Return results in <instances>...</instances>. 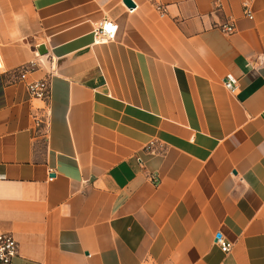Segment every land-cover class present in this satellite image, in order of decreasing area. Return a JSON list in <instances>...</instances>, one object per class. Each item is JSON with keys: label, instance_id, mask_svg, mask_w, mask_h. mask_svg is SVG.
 I'll list each match as a JSON object with an SVG mask.
<instances>
[{"label": "crops", "instance_id": "1", "mask_svg": "<svg viewBox=\"0 0 264 264\" xmlns=\"http://www.w3.org/2000/svg\"><path fill=\"white\" fill-rule=\"evenodd\" d=\"M132 2L0 0L12 264H264V0Z\"/></svg>", "mask_w": 264, "mask_h": 264}, {"label": "built area", "instance_id": "2", "mask_svg": "<svg viewBox=\"0 0 264 264\" xmlns=\"http://www.w3.org/2000/svg\"><path fill=\"white\" fill-rule=\"evenodd\" d=\"M153 1V0H148ZM157 10L163 14L164 10L157 7ZM129 11H132L129 10ZM244 13L248 18H252L251 11L247 4L244 5ZM221 31L226 34H232L235 28L232 24L223 25ZM117 33V25L110 20H103L94 29L93 37L95 44H107L115 40ZM19 79L25 81L27 79V71L22 69L19 71ZM224 88L230 93H234L237 89L236 81L231 76H226L223 80ZM26 90L32 99L46 100L49 96V83L47 80L32 81L26 83ZM216 244L219 245L221 251L229 252L231 245L221 238H216ZM18 254V244L12 235L8 233H0V264H12L13 259Z\"/></svg>", "mask_w": 264, "mask_h": 264}, {"label": "clouds", "instance_id": "3", "mask_svg": "<svg viewBox=\"0 0 264 264\" xmlns=\"http://www.w3.org/2000/svg\"><path fill=\"white\" fill-rule=\"evenodd\" d=\"M14 20L17 21V22H19V21L23 20V16L20 15V14H16L14 16ZM16 35L18 36L19 35V32H17ZM198 51L200 52V54L202 56L206 55V49L204 47H201ZM262 59H264V57H262Z\"/></svg>", "mask_w": 264, "mask_h": 264}, {"label": "water", "instance_id": "4", "mask_svg": "<svg viewBox=\"0 0 264 264\" xmlns=\"http://www.w3.org/2000/svg\"><path fill=\"white\" fill-rule=\"evenodd\" d=\"M123 3L129 8H134V3L132 2V0H123Z\"/></svg>", "mask_w": 264, "mask_h": 264}]
</instances>
